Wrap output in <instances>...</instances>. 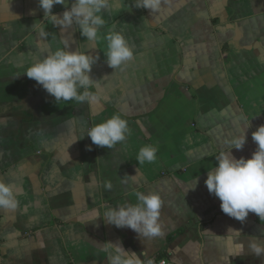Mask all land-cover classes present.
<instances>
[{
    "label": "crops",
    "instance_id": "obj_1",
    "mask_svg": "<svg viewBox=\"0 0 264 264\" xmlns=\"http://www.w3.org/2000/svg\"><path fill=\"white\" fill-rule=\"evenodd\" d=\"M38 4L0 0V179L23 193L21 211H0V264H108L97 247L106 241L164 254L169 264H264L248 247L264 241V222L252 213L245 223L230 218L205 183L218 166L215 157L228 150L223 139L251 124L244 149L232 153L247 159L257 148L264 0H168L153 15L124 0L121 12L106 14L101 35L122 31L135 59L115 70L106 40L86 49L99 55L91 72L99 80L94 104H58L27 77L33 62L64 42L72 51L87 46L76 26L62 32L44 20ZM64 10L56 5L53 13ZM42 21L46 40L32 29ZM117 113L132 129L126 144L116 150L92 144L88 129ZM148 144L158 146L157 160L139 165L138 152ZM195 179L197 187L189 188ZM137 191L162 195L163 238L149 241L93 220L94 211L137 203ZM231 229L242 233L236 243L244 244L243 254Z\"/></svg>",
    "mask_w": 264,
    "mask_h": 264
},
{
    "label": "clouds",
    "instance_id": "obj_2",
    "mask_svg": "<svg viewBox=\"0 0 264 264\" xmlns=\"http://www.w3.org/2000/svg\"><path fill=\"white\" fill-rule=\"evenodd\" d=\"M167 3L168 0H134L136 8L147 9L152 15L160 13ZM56 5L64 6L62 15L53 13ZM38 6L44 11V20L47 19L54 27H60L62 32L76 26L86 38L87 46L83 51L79 48L72 51L70 44L64 42L63 47L48 52L42 59L33 62L25 71L27 77L41 85L58 104L61 101H75L77 104L97 103L100 99L97 94L99 80L94 79L91 72L99 60V55L94 56L86 49H97V44L106 40V60L108 66L115 70L135 59V50L122 31L111 30L107 35H101L107 23L106 14L121 12L124 9V0H39ZM43 21L36 22L32 29L46 40L47 32ZM249 127L251 124L246 130H239L230 138L221 141L222 149L228 150H221L215 157L218 166L208 172L205 181L209 193L221 201L222 212L241 223L247 221L250 213L264 222V125L252 133L257 148L250 158L237 159L232 153V149H244ZM131 134L128 120L117 113L90 127L85 135L89 136L92 144L97 147L116 150L117 145L126 144ZM158 151V146L145 145L140 148L136 160L139 165L155 163ZM198 183L199 180L195 179L189 188L195 189ZM104 189L112 191L113 184L105 182ZM21 195L23 193L14 184L0 179V211H21ZM135 196L137 203L126 201L116 207L107 206L102 215L99 211H94L93 220L102 218L107 224L117 228H129L138 237L149 241L163 238L165 231L160 218L165 202L162 195L155 191H137ZM23 211L26 212L27 208ZM231 230L236 243L242 233L239 230ZM236 244L243 254L244 244ZM97 247L104 254L108 264H156L147 250L137 254L127 250L119 241L98 243ZM248 247L256 257L264 256V241L250 240ZM173 264H176V261H173Z\"/></svg>",
    "mask_w": 264,
    "mask_h": 264
},
{
    "label": "built area",
    "instance_id": "obj_3",
    "mask_svg": "<svg viewBox=\"0 0 264 264\" xmlns=\"http://www.w3.org/2000/svg\"><path fill=\"white\" fill-rule=\"evenodd\" d=\"M156 261V264H169V258L161 253L154 254L151 256Z\"/></svg>",
    "mask_w": 264,
    "mask_h": 264
}]
</instances>
